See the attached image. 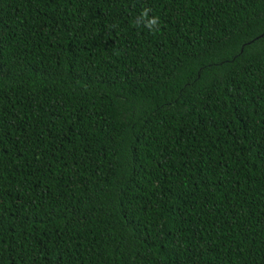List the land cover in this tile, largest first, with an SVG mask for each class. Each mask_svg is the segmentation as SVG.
<instances>
[{
    "label": "trees",
    "instance_id": "16d2710c",
    "mask_svg": "<svg viewBox=\"0 0 264 264\" xmlns=\"http://www.w3.org/2000/svg\"><path fill=\"white\" fill-rule=\"evenodd\" d=\"M0 264H264V0H0Z\"/></svg>",
    "mask_w": 264,
    "mask_h": 264
},
{
    "label": "clouds",
    "instance_id": "9594fccd",
    "mask_svg": "<svg viewBox=\"0 0 264 264\" xmlns=\"http://www.w3.org/2000/svg\"><path fill=\"white\" fill-rule=\"evenodd\" d=\"M158 22V18L153 17L152 20L149 22V27H152L153 25H156Z\"/></svg>",
    "mask_w": 264,
    "mask_h": 264
}]
</instances>
